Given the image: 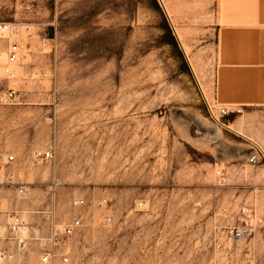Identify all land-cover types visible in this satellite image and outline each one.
Returning <instances> with one entry per match:
<instances>
[{
  "label": "rangeland",
  "instance_id": "374dc122",
  "mask_svg": "<svg viewBox=\"0 0 264 264\" xmlns=\"http://www.w3.org/2000/svg\"><path fill=\"white\" fill-rule=\"evenodd\" d=\"M162 2L0 0V21L32 27L0 42V91L18 97L0 106V250L11 261L37 264L80 216L69 264H264V160L250 164L253 145L235 132L245 113L215 97L219 30L246 2ZM16 40L26 56L7 79ZM252 123L264 128V112ZM14 215L25 232L3 231ZM243 225L251 235L236 240Z\"/></svg>",
  "mask_w": 264,
  "mask_h": 264
},
{
  "label": "crops",
  "instance_id": "0c3cea01",
  "mask_svg": "<svg viewBox=\"0 0 264 264\" xmlns=\"http://www.w3.org/2000/svg\"><path fill=\"white\" fill-rule=\"evenodd\" d=\"M245 2L235 10V24L219 30L215 97L221 105L235 107L236 115L245 113L244 125L239 126L236 116L235 132L260 146L264 128L256 129L252 121L256 112H264V0ZM2 229L6 231V225Z\"/></svg>",
  "mask_w": 264,
  "mask_h": 264
},
{
  "label": "built area",
  "instance_id": "2783aa9c",
  "mask_svg": "<svg viewBox=\"0 0 264 264\" xmlns=\"http://www.w3.org/2000/svg\"><path fill=\"white\" fill-rule=\"evenodd\" d=\"M25 33L27 36L32 34V27L29 24H21L17 22H6L0 21V42L9 39L13 35H21ZM6 61L7 67L4 76L7 79L14 77L13 70L11 67L13 65L19 64L26 56L24 53L20 41L16 40L11 43L8 42L6 46ZM18 103L17 92L8 88L7 90L0 91V106L4 105H15ZM208 103V102H207ZM211 116L222 126H226L225 123L221 122L220 117L216 116L213 107L208 103ZM221 117L228 116L230 110L223 107L219 111ZM252 153L248 157V162L250 164H256L259 161L264 160V149L257 143L253 142ZM42 157L45 159L52 158L53 154L51 150L41 153ZM13 155H8L5 157L7 162L14 160ZM19 192L24 195V188H20ZM83 199L77 200L74 204H84ZM111 217L108 216L106 219L107 223L111 222ZM81 224V217L76 216L73 222L68 223L63 226L62 229H56L50 236L49 245L44 250L41 255L40 261L37 264H69L71 248L73 246L74 240L73 235L77 227ZM7 229L13 233H19L22 229H27V223L18 215L12 217V221L7 224ZM251 227L248 225H243L239 228L233 230V237L236 240L247 239L251 235ZM18 247L25 246V239H17ZM12 256H10L6 251L0 250V264H26L23 262L11 261Z\"/></svg>",
  "mask_w": 264,
  "mask_h": 264
},
{
  "label": "trees",
  "instance_id": "16d2710c",
  "mask_svg": "<svg viewBox=\"0 0 264 264\" xmlns=\"http://www.w3.org/2000/svg\"><path fill=\"white\" fill-rule=\"evenodd\" d=\"M167 36H168L170 42H171L172 44H175L174 37H173V35H172L171 30H169V29H167ZM185 67L187 68V65H185Z\"/></svg>",
  "mask_w": 264,
  "mask_h": 264
},
{
  "label": "bare ground",
  "instance_id": "6f19581e",
  "mask_svg": "<svg viewBox=\"0 0 264 264\" xmlns=\"http://www.w3.org/2000/svg\"><path fill=\"white\" fill-rule=\"evenodd\" d=\"M161 2H162V0H160ZM162 4H163V2H162ZM163 6H164V4H163ZM165 8V7H164ZM12 69V68H11ZM13 70V69H12ZM5 71H6V68H5ZM5 71H3V74H5ZM14 73V72H13ZM14 75H15V73H14ZM203 90V89H202ZM203 94H204V96H205V98H206V95H205V92L203 91ZM22 231H26V229H22Z\"/></svg>",
  "mask_w": 264,
  "mask_h": 264
}]
</instances>
